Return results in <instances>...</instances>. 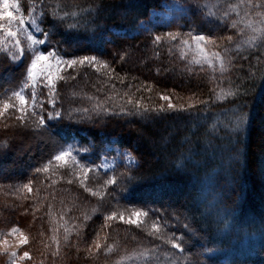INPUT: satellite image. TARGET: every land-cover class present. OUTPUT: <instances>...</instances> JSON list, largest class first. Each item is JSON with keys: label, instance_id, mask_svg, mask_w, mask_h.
<instances>
[{"label": "trees", "instance_id": "obj_1", "mask_svg": "<svg viewBox=\"0 0 264 264\" xmlns=\"http://www.w3.org/2000/svg\"><path fill=\"white\" fill-rule=\"evenodd\" d=\"M19 1L25 19L34 14L33 5L37 15L47 6L48 15L38 23L49 31L52 43L41 46L42 50L56 51L66 59L95 55L115 70L111 78L106 70L97 72L88 66L67 71L64 77L75 75V79L61 80L57 86L59 104L64 108L91 106L109 96L122 101L127 99L126 92L134 100L142 98L149 107L161 104V93L210 99L215 95L213 89L219 92L223 88L236 96L209 104L207 111L191 109L171 113L167 119L101 117L95 123L79 124L57 120L49 122L51 131L44 138H37L30 129H0V145H6L0 147V229L28 225L34 208L30 205L42 203L35 217L41 233H52L57 227L62 245L58 257L49 255L52 249L43 254L45 264H264V63L255 58L260 53L248 46L239 48L227 55L231 63L222 74L218 67L202 68L192 64L189 56L179 57L170 44L158 48L152 44L155 35L168 32L234 37L236 30L221 25L205 10L204 3L218 1L215 6L219 8L224 0H200V8L192 7L194 0ZM174 4L183 6L184 12L174 13L169 20L154 18L166 14ZM52 9L60 15L65 11L76 15L56 26L59 21L51 15ZM73 20L80 23L69 28ZM224 42L217 39V46L211 47L219 50ZM4 46L0 44V48ZM7 47V52L0 51V101L19 91L26 78L23 61L13 62L9 42ZM45 107L50 109L46 103ZM241 111L247 121L242 134L230 124ZM76 142L81 150L88 149L80 159L91 167L99 166L115 148L130 152L136 165L113 174L127 172L135 177L128 190L110 186L101 200L65 179L52 184L46 174L36 173L61 147ZM99 175L101 180L106 178ZM30 182L40 190L41 198L25 202L18 196ZM110 208L165 211L168 230L182 237L185 251L179 253L147 232L115 222L101 231ZM65 229L69 231L65 233ZM65 234L68 242L63 240ZM105 234L107 243L115 244L118 252L89 260L84 252L86 242ZM48 243H52L50 239L43 245ZM140 252H148V259H124Z\"/></svg>", "mask_w": 264, "mask_h": 264}, {"label": "snow or ice", "instance_id": "obj_2", "mask_svg": "<svg viewBox=\"0 0 264 264\" xmlns=\"http://www.w3.org/2000/svg\"><path fill=\"white\" fill-rule=\"evenodd\" d=\"M41 2H43V0H37V3ZM192 7L200 8V0H194ZM46 9L47 6H45V9L40 10L37 15L35 14L37 13V9L35 5H33L32 12L34 14L25 19L21 11L19 0H0V21L4 22L0 24V34H2L0 44H5L3 48H0V51L7 52L8 47L5 42H10L11 48L13 49L10 53L11 59L13 62L23 61L25 65L24 74L26 77L24 86L19 91H12L11 96L0 101V127L4 129L11 127L30 129L37 138H44L50 134V121L68 119L69 121L79 124L95 123L101 117H116L120 119L137 117L142 121L167 119L171 113H188L191 109L207 111L209 104L227 101L229 97L236 96V92L224 91L223 88H220V85H217L220 91L216 92V89H213L215 95L214 98L210 99L197 98L195 94L184 99L176 93L171 95L161 93L159 94V99L164 103L149 107L143 102L142 98L134 100L126 92L124 96L127 97V99H123L122 101H118L115 96H109L106 101L100 102L97 100L92 103L91 106L81 105L64 108L62 104H59L60 95L57 89V79L67 82L68 80L75 79V75H69L67 78L54 75L52 71L53 63L56 66L57 72L61 71L60 65H64L66 69L74 70L81 66L92 67L95 65L97 72L104 69L106 70L105 74L109 75L110 78L111 71L115 70H110V65L95 55L84 56L82 58L63 59L56 51L47 49L42 50L40 46L52 43L49 31L42 28L41 24L38 23L39 18L48 15ZM232 13H235V16L240 17V19H231V28L239 31L240 35H245V32L239 29L240 24H243L246 30H250L252 35L247 36L244 43L248 45L249 48L259 52L260 55L255 58L264 63V0H238L234 6L230 5L229 9H226L222 15L225 20H228ZM51 15L59 21L56 26H63L66 17L75 16L76 14L65 11L63 15H60L58 10L52 9ZM211 15H215V13H211ZM79 23V20H73L71 23H68L67 26L69 28H75ZM21 35L23 36V41L21 40ZM217 39L232 42L233 36L226 35L214 39L210 35L200 33L193 34L189 31L185 38L179 32H168L164 35H155L152 38V44L157 48L165 43L176 47L177 45L173 44V42H179L184 45L185 48L191 49L194 43L195 50L200 58L195 59L193 62L201 65L202 68L204 65H208L214 70L218 63L219 71L223 74L229 70L228 64L231 63V58L227 56V50H225V54L222 55L218 51H210V49L207 48L209 45L217 46ZM181 50L183 51V49ZM28 52L32 55L28 56ZM120 59H123V56H121ZM244 59H248V57L245 56ZM189 71H192V69H189ZM251 76L255 77L256 73H251ZM261 78L264 79V72H262ZM121 82L123 81L121 80ZM37 84L42 85L43 88L47 90L45 102L37 100L35 91H31L27 98L25 96V90L32 89ZM144 88L148 92L152 91V88L148 85H145ZM137 91H141V89L137 88ZM88 99L93 100L92 97H88ZM174 100H183L184 102L176 103ZM109 102L111 103L109 104ZM45 103L50 104L51 108L45 107ZM201 105L204 107L200 108ZM175 118L180 119L181 117L177 116ZM230 124L241 134L243 131L247 130V121L242 111L238 114H234ZM4 146L6 145H0V147ZM74 151L79 150L72 147L67 149L61 147L53 159H49L47 164L35 170L36 173L46 174V178L52 184H55L56 180L53 179V177L57 175L56 170L68 169L69 178L66 180L67 184L77 182L85 192H90L93 197H99L103 200L104 194L102 192L93 191L87 183L89 173L94 172L95 169L83 164L81 159H78L77 156L73 154ZM84 151H88V149L85 148ZM124 155L130 165L136 164V160L130 152ZM98 167L107 170L108 165L102 163ZM50 170H52L51 173ZM128 171H131V169ZM134 179L135 177L129 176L127 172L121 173L119 176H106L103 182L104 188L106 189L110 185L119 186L121 191L126 192ZM115 190L114 188L113 192ZM21 191L26 193L23 197L26 200L32 199L35 201L39 197V189L35 190L34 196L30 197L27 195V193L34 192L31 182L25 184ZM109 195H111V193H109ZM116 203L119 204L120 201ZM31 207H35V212L40 211L39 206L35 204L30 205V208ZM93 211H96V209H93ZM24 214L26 215L27 211H25ZM33 215H35V213H33ZM85 219H89V217L85 216ZM106 221L107 223L101 228V231H103L104 227H111L113 222H120L130 227L134 226L141 231L147 229V235L153 240L160 241L163 245L170 246L179 253L185 251L183 243L181 242L182 237L177 236L174 232H169L168 216L165 211H161L159 208H147L146 210L140 208L130 210L125 208L123 211H121L120 208H110L106 214ZM184 227H188V225L185 224ZM68 231V229H65V233ZM107 239V234L104 236L97 235L94 240L86 242L84 252L89 260L98 259L100 256H107L118 252L117 246L115 244H108ZM133 239H135V237H133ZM50 240L52 243L45 244L41 254L43 255L45 251L52 249L49 255L53 257L60 256L62 245L58 237V229H53ZM63 240L68 242L69 236L65 234ZM29 244V235L19 226L13 225L9 231L0 234V246L3 247V253L7 256L10 264H25L26 261L37 264L28 248ZM21 249H23V251H21ZM139 258L148 259V252H140L138 256L133 255L131 257H124V259ZM38 264H45V261L40 260ZM117 264H121V262L117 261ZM172 264H174V261Z\"/></svg>", "mask_w": 264, "mask_h": 264}, {"label": "rangeland", "instance_id": "obj_3", "mask_svg": "<svg viewBox=\"0 0 264 264\" xmlns=\"http://www.w3.org/2000/svg\"><path fill=\"white\" fill-rule=\"evenodd\" d=\"M237 2H238V0H224L223 3H220L221 5L219 6V8H217V5L215 6V3H219L218 1L217 2L212 1L209 4H207V3H204V4H205V10L208 13H215L214 16L217 18V20H219V22L221 23V25H228L230 27V30H232V28H231V19L234 18V19L239 20L240 17H236L235 16V13H232L230 15V17L228 18V20H225V18L223 17L222 13L226 9H229V6L230 5L231 6H234ZM19 3H20V1H19ZM182 7L183 6H181L179 4H174L172 7H170V9H168V11H167L166 14H163V15L162 14H155L154 15V18L159 17V18H162V19H165V20H169V19H171L173 17V14L174 13H182V12H184V7L183 8ZM21 11H22V9H21ZM3 23H4L3 21H0V24H3ZM239 29H240V31H244L245 32V35H240L239 34V31H237L236 29H234L233 31L236 30L237 31V34L233 37L232 42L225 41L224 42L225 44L223 43V45H221V47L218 48L219 50H216V49L214 50V48L212 49V47H211L212 45L207 46V48L210 49V51H218L222 55H224L225 54V50H227V55H229L230 53L238 50L239 48H243L244 46H248V45H246L244 43V41L246 40L247 36L252 35V33L250 32V30H246L244 28V25L243 24H240L239 25ZM229 32H228V34H229ZM181 35L186 38V34H181ZM0 39H2V34H0ZM214 39H215V37H214ZM21 40L23 41V36L22 35H21ZM5 43L8 44V42H5ZM9 44L11 45L10 42H9ZM173 44H176L177 46L176 47H173L171 45V47L173 48L172 51L174 53H176L177 55L181 54V55H179V57H183L184 55L189 56V58L191 59L192 64L194 63L193 61L195 59H199L200 58L199 55H198V53H197V51L195 50V44L194 43H193V47L191 49L185 48V46L182 45V44H180L179 42H173ZM225 45H227V47H225ZM214 47H216V46H214ZM181 49H183V51ZM27 55L28 56H31L32 54L30 52H28ZM58 55H60V54H58ZM61 57L63 59H66L63 56H61ZM216 67L219 68V64L218 63L216 65ZM60 68H61V71L57 72L56 66L53 63L52 71H53L54 75H56V76H64L67 71L72 70V69H66L64 67V65H60ZM91 68H95L96 69V66L93 65ZM60 81H61L60 79H57V86H58V84H59ZM31 91H35L36 92V94H37V100L38 101L45 102L47 90L45 88H43L42 85L37 84L32 89H26L25 90V96H28V94ZM171 94H173V93H168V95H171ZM174 102H176V103H183L184 101L183 100H174ZM160 103L162 104L164 102L160 100ZM47 105L51 108V105L50 104H47ZM50 122H54V121H50ZM0 129H3V128L0 127ZM8 129H12V131H13V129H22V128L11 127V128H8ZM38 141H36L35 143H36L37 147H40L41 145H40V143H38ZM41 141H43V139L42 140L40 139L39 142H41ZM69 147H72L74 149H78L79 150V151H74V153H73L74 155L77 156L78 159H80L84 155V152L85 151H83V150H81L79 148L80 145L77 142L74 143V144L66 145V148L65 149H67ZM125 153L126 152L121 151V150L115 148V149H113L112 152L109 153V155L107 157L103 158V160L101 161L100 164L103 163V164L108 165L107 170H105L104 168H100L98 166L97 167H92L93 169H95V171L92 172V173H89V179H88L87 183H88V186L93 191L102 192L105 195L106 192H107L106 190L108 189V187L111 186L110 185V186H108L105 189L104 188V183H103L104 180H101L99 178L100 177L99 174L104 175V176H112L113 174H115V172L118 169H121V168L125 169L126 167H133V166L136 165V164L135 165H130L128 163V160H127L126 156L124 155ZM51 171L52 170H50V172ZM56 172H57V175L53 177V179H55V180L60 181V179H65V182H66L67 178H69V170L68 169H60V170H56ZM61 177H63V178H61ZM74 185L77 186V187H79V188H81L77 182H74ZM33 189H34V192L33 193H27L28 196L31 197V196H34L35 195V190L36 189H35V187H33ZM81 189L83 190V188H81ZM85 193L90 194V192H85ZM25 195H26V193L23 191V193L21 194V196H18V197L19 198H23ZM40 198H41V192L39 190V197H38V199H40ZM97 198H99V197H97ZM38 199H36V200H38ZM30 200H32V199H30ZM23 201L26 202V199L23 198ZM25 202H23V203H25ZM27 202H28V199H27ZM36 206H38V205H36ZM42 207L43 206H42V203H41L39 205V208H40V211L39 212H35V207H34L32 209V211H31V214H30L31 215V218L29 219V224L28 225L27 224H24L21 227V229L23 231H25L26 234L29 235L30 244H29L28 248H29L31 254L34 257V261L37 262V264H38V262L40 260H42L41 258H42L43 255L41 254V251L44 249L43 242L45 240L48 242V239H50V237L52 236V233L51 232L50 233H47V234L41 233V229H40L41 225H40L39 221L35 218L38 214H40ZM124 209L125 208H120L121 211H123ZM127 209L135 210L137 208H127ZM33 213H35V215H33ZM115 223L118 224V225H121L123 228L126 227V228H130L131 230L135 229L137 231H141L140 229H137L134 226L130 227V226L125 225V224L120 223V222H115ZM146 223H147V221H146ZM54 228L57 229V227L54 226L52 228V231H53ZM9 230L10 229H6V230L5 229H0V234H3V233H5V232H7ZM144 232H147V229H145ZM21 251H23V249H21ZM47 252L48 251H45L44 254H47ZM0 264H10V261L7 259V256L3 253V247L2 246H0ZM25 264H33V262L26 261Z\"/></svg>", "mask_w": 264, "mask_h": 264}]
</instances>
